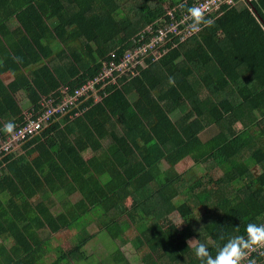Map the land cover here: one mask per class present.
<instances>
[{"label": "trees", "instance_id": "16d2710c", "mask_svg": "<svg viewBox=\"0 0 264 264\" xmlns=\"http://www.w3.org/2000/svg\"><path fill=\"white\" fill-rule=\"evenodd\" d=\"M167 1L172 8L183 0H0V34L5 37L12 21L18 25L12 33L19 37L17 43L0 42L6 57L0 71L42 63L34 79L23 75L16 87L0 83V130L2 120L24 124L18 91L40 107L42 96L59 98L63 86L78 88L95 79L113 55L119 63L144 46L149 41L142 38L144 29L164 14L159 16L158 7ZM222 10L201 38L170 39L157 54L149 49L129 71L97 84L101 100L85 103L89 109L81 117H71L75 111L54 117L41 135L22 144L30 151L5 154L0 160V192L7 193L0 199L1 264L87 260L83 248L99 234L91 232L96 220L89 214L106 216L108 221L97 219L113 240L122 234L124 241V232L136 227L134 264H200L188 241L209 238L214 256L217 245L243 235L249 222L264 224V0ZM62 121L63 132L51 133ZM96 130L102 135L91 142ZM85 134L90 136L81 138ZM0 135L6 138L4 131ZM88 146L108 151L95 169L82 155ZM32 152L37 155L31 157ZM189 160L186 170H177ZM162 162L168 167L161 168ZM206 164L224 168L223 174L207 183L194 180L191 168ZM66 189L79 191L81 199L69 205L63 198L67 214L61 217L51 212L55 200L39 205L31 199ZM175 197L183 198L179 205ZM192 198L196 201L189 205ZM174 210L184 227L170 219ZM64 230L76 231L69 248L52 240Z\"/></svg>", "mask_w": 264, "mask_h": 264}, {"label": "built area", "instance_id": "2783aa9c", "mask_svg": "<svg viewBox=\"0 0 264 264\" xmlns=\"http://www.w3.org/2000/svg\"><path fill=\"white\" fill-rule=\"evenodd\" d=\"M252 1L258 0H193L192 4L188 0H183L178 5L167 8L162 16L144 29L142 38L148 37L149 39L144 46L132 53H127L119 63L116 62V57L113 55L114 60H110V65H105L103 71L95 79L86 81L78 88L72 89L63 86L59 90L61 94L59 98L54 93L42 96L38 102L40 107L33 106L24 112V124L17 125L12 134L6 133V138L0 135V157L17 149L18 146H22L25 141L41 135L44 129L52 124L54 117L56 119L61 118L75 111L71 115L73 117V115L76 116L86 111L89 107L85 106V103L92 101V99L100 102L101 95L96 85L105 81V79L114 78V73L117 71H129V64H132L143 53H147L149 49L157 54L158 51H161V47L170 42V39L183 41L197 33H201L205 27H202L195 34L187 30V24L190 22L186 16L187 8L194 5H204L207 8V17L213 20V16L218 17L223 13L222 7L224 6L230 10L240 2L249 4ZM156 23L157 28L153 29ZM145 33L150 35L147 36ZM163 50L168 52L170 48L167 47ZM76 108L79 110H73ZM260 249L251 251L247 259L253 261L255 259V264L258 263L259 256H264Z\"/></svg>", "mask_w": 264, "mask_h": 264}, {"label": "rangeland", "instance_id": "374dc122", "mask_svg": "<svg viewBox=\"0 0 264 264\" xmlns=\"http://www.w3.org/2000/svg\"><path fill=\"white\" fill-rule=\"evenodd\" d=\"M169 5L168 1L163 4L161 7H158V11H159V16L162 15L166 9V7ZM162 10H164L162 12ZM162 12V13H161ZM205 29V28H203ZM220 38L222 37V34L220 33L218 35ZM57 44V43H56ZM55 46H53V49L54 50H58L59 48V45L57 44ZM7 79V80H11L12 77L11 76H2V79ZM32 78V77H31ZM22 104V107L23 108H27V106L30 105L29 102L27 103H21ZM26 111H28L26 109ZM25 111V112H26ZM81 117V115H79ZM263 124V123H262ZM65 125V122L62 121L61 122V125H60V129H62V127ZM262 127L264 128V124L262 125ZM59 129V131H60ZM54 130L51 131V133H54L53 132ZM58 131V132H59ZM63 131V129L61 130V132ZM58 132H56V135H58ZM106 143L103 142V146L105 145ZM21 147H17V152H20L21 151ZM29 155V154H28ZM26 156V159H28L29 156ZM35 155L37 154H34L33 155V152L31 153V157H35ZM108 155V151L106 148H101V156H102V159H106ZM26 161V160H23V162ZM191 161H186V162H182L180 163L178 166H177V170H180V171H183V170H186L187 167H189L191 165ZM206 167L203 168V167H200V166H197L196 169L195 168H191L192 169V172L194 173L195 177H194V180H201V181H204V182H208L209 180H215V178H217L219 175H222L223 173V170L224 168L218 166V167H213L212 169H209L210 166L209 165H205ZM160 167L161 168H166L168 167L167 163L165 162H162L160 164ZM65 182H68L67 180L64 181ZM46 189L47 191H51L52 188L49 184L46 185ZM60 197L61 198H64L67 194H68V189L66 190H62L60 193ZM38 196V195H36ZM80 195H76L73 197V199L71 200L72 204H74L76 201H78L80 199ZM59 198V199H61ZM183 198L181 197H175L174 198V203H176V205H179L181 202H182ZM196 201L195 198H192L191 200L188 201V204L189 205H192L194 202ZM131 204V200H127V206H130ZM54 211H59L61 212L60 208H55ZM199 211L201 213L202 211V207H198L195 212L199 214ZM99 214V213H97ZM96 214V215H97ZM9 215V214H7ZM88 217L91 219V220H96L92 226H91V232H99V234H97L96 238L92 239L91 241H89L88 243V247H85L83 248V251L85 249H87L88 251V259L87 260H83L81 262H79V264H112V262H114L115 264H134L135 262H133V258L135 256V248L133 246V240H134V236L136 234V227L133 226L132 228L129 227L128 230L126 232H124V236H125V239L123 241V238H122V234L116 238V240H113L111 239V236L108 235V233L106 232L107 230L105 229H100V225H99V222L97 218H101V220H105V221H108L106 216H99L97 215V218L95 215L93 214H89ZM170 219L175 223L177 224V226L179 227H184L187 223H182V220L179 216V213L174 210L171 214H170ZM150 221L147 220V223H149ZM121 228V227H120ZM76 231L72 230V232H69V231H64V232H61L60 235L56 236L54 235L52 240L53 242L55 243H61V244H64L66 243L67 245H65L67 248H69L70 246H72L75 242H76ZM138 233V231H137ZM42 237H46L44 236L43 234L40 235V238ZM60 238V239H59ZM113 240V243L111 242ZM1 242H4V237H1ZM0 242V245H3L2 243ZM201 242H206L209 247L213 244V242L208 238L206 239L205 241H201ZM14 244V242L8 244L7 246L8 247H11V245ZM114 244V245H113ZM193 248V247H192ZM264 248L260 249L261 253H264L263 250ZM121 250V251H120ZM263 250V251H262ZM85 252V251H84ZM122 253L123 255V259L121 260L122 262H118V257H120L121 255L119 253ZM254 261L256 262V260L254 259ZM3 261L0 262V264L2 263ZM264 263V259L256 264H263ZM71 264H74V263H71ZM137 264H142V263H137ZM245 264H247V262H245Z\"/></svg>", "mask_w": 264, "mask_h": 264}, {"label": "clouds", "instance_id": "9594fccd", "mask_svg": "<svg viewBox=\"0 0 264 264\" xmlns=\"http://www.w3.org/2000/svg\"><path fill=\"white\" fill-rule=\"evenodd\" d=\"M206 13L207 8L204 5H194L187 8L186 16L190 21L187 24V30L195 34L200 31L202 27L213 26L214 21L208 18ZM157 19H155V21ZM201 33H197L196 35L200 36ZM177 41L183 42L178 39ZM169 84L174 85V78H169ZM15 127V123L9 121L4 125L2 130L7 134H12ZM14 151L17 150L15 149L13 152ZM4 156L7 155L3 154L0 157V160ZM219 239L224 241V236L220 235ZM188 245L193 247L194 255L200 261V264H245V261H247V264H255L253 260L247 258L251 251L264 248V224L249 222L245 226L243 235L231 237L227 239L226 242L217 245V250L214 256L209 251V245L206 242L193 239L188 241Z\"/></svg>", "mask_w": 264, "mask_h": 264}, {"label": "crops", "instance_id": "0c3cea01", "mask_svg": "<svg viewBox=\"0 0 264 264\" xmlns=\"http://www.w3.org/2000/svg\"><path fill=\"white\" fill-rule=\"evenodd\" d=\"M237 6H235L234 8H236ZM17 24L16 23H13L12 21L9 23V24H6V27H8L9 29H10V31L8 30H4V33H5V37L4 36H2L1 34H0V42L1 43H4V44H6V42L7 41H9L10 43L11 42H14V43H17L18 42V40H19V37H17V35H14L12 32H13V30L15 29V28H17ZM204 32V31H203ZM200 38H201V34H200ZM4 59H6V57H4V55H2L1 54V44H0V65L2 64V62H4ZM40 68H42V63H41V65H40V62H37L36 64H34V65H30L29 67H27V68H24V69H22L21 71H19V70H16L15 69V64H12V68L11 69H9V70H6V71H0V83L1 84H3L4 86H10L11 84L12 85H14L13 83H15V82H17V81H19V83L22 81V77H23V75H25V76H27L29 79H34V77H36V72H33V71H37V70H40ZM11 76L12 77V79L11 80H7L6 78L5 79H2V76ZM32 77V78H31ZM15 86V85H14ZM16 87V86H15ZM15 98H16V100L18 101V102H20V103H27V102H29L30 103V105L29 106H27L26 105V107L27 108H24V110L26 111V109H28L29 107H33V105L31 104V102H30V99H29V97L28 96H26V95H24L23 93H21V92H17L16 93V95H15ZM1 103V102H0ZM12 120H14V118H12V119H6V120H2V122H3V126L7 123V122H9V121H12ZM59 129H60V127L59 128H57V129H54V131L53 132H58L59 131ZM78 131H79V129H78ZM3 132V130L1 129L0 130V134ZM63 132V131H62ZM103 132V131H102ZM102 132H98L97 130L96 131H94V133L91 135V142H96L101 136H100V134L102 135ZM90 136V134H85L83 137H81V138H84V137H89ZM103 142H106L105 140H102ZM23 146H21V148H22ZM28 151H30V147L28 148V149H21V151L20 152H17V151H14V154L17 156V157H19V153H22V152H28ZM83 156H85L86 157V159L87 160H89L90 162H91V165L94 167V169H95V167H99L100 166V163L101 162H103V160L104 159H102V156H101V148H99V147H95V148H92L91 146H88V148L86 149V150H84V152H83V154H82ZM3 169V168H2ZM103 179V178H102ZM73 190V191H72ZM7 193L6 192H4V193H1L0 192V199H3V198H5V195H6ZM80 195L81 196V193L79 192V191H76L75 189H70L69 191H68V197L67 196H65L64 198H68L69 199V205L71 204V205H73L72 204V202H71V200L73 199V197L74 196H76V195ZM36 195H38V196H36ZM35 196H33L31 199H32V201L33 202H35V203H39V205L40 204H43V203H45V202H49L50 200H55L56 201V204L51 208V212H52V214L55 216V217H61V215H66L67 214V212H66V209H65V206H63V201H62V199L63 198H61L60 197V194H54L52 197H50V195H48V199H46L45 197H43V196H41L42 194L41 193H37ZM59 198H61V199H59ZM80 199H81V197H80ZM79 199V200H80ZM78 200V201H79ZM78 201H76L74 204H76ZM68 205V206H69ZM67 206V207H68ZM55 208H60V210H61V212H59V211H54V209ZM64 231H69V230H64ZM64 231H62V232H64ZM69 232H72V231H69ZM96 238V237H95Z\"/></svg>", "mask_w": 264, "mask_h": 264}]
</instances>
